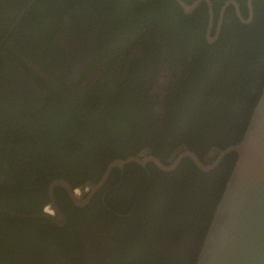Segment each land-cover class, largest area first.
I'll return each instance as SVG.
<instances>
[{"label": "trees", "instance_id": "16d2710c", "mask_svg": "<svg viewBox=\"0 0 264 264\" xmlns=\"http://www.w3.org/2000/svg\"><path fill=\"white\" fill-rule=\"evenodd\" d=\"M69 1L42 0V5L63 8ZM184 1L190 4L195 0ZM211 1L219 11L228 0ZM238 1L246 3V0ZM110 2L113 1L72 0L58 14L47 10L48 15H61L63 27L50 33L42 28V61L63 48L59 37L73 31L66 28L68 21L92 24L94 34L98 35L96 45H99L96 48L99 55L92 65L98 68L106 65V80L100 79L84 98L66 95L63 109L73 107L81 117L74 121L70 118L72 112L64 111L59 116L61 120L58 117L42 126V133L12 123L0 114L2 192L12 187L15 190L19 186L31 187L41 174L42 179L46 176L67 179L74 187L87 185V181L78 180L85 177L83 173L69 166L71 160L75 168H85L95 165L100 156L105 162L129 151L133 157L152 154L168 164L186 146L203 163L210 164L218 151L242 141L264 89V27L257 26L254 38H248L247 32L241 33L242 27L237 26L234 34L229 30L233 27L228 26L220 40L209 46L202 29L208 23L205 3L193 16H187L174 0H131L128 5H121L128 7L132 18L138 14L133 4L147 6V12H152L148 24L141 23L122 34L120 23L115 20L109 31H102L103 17L110 13ZM258 3L255 6L254 0L256 11L260 9ZM40 12L36 10L35 15ZM100 13L102 19L95 23L93 17ZM155 27L160 40H156L157 30L150 38ZM2 30L0 44L8 34V30ZM15 42L11 36L4 49L10 52L13 46L21 51ZM17 60L23 66L19 57ZM29 72L35 74L31 69ZM43 86L52 96L61 99L62 91L57 93L42 83ZM63 91L71 93L69 88ZM107 140L116 152H110L108 157L97 155ZM64 148H73L79 154L70 156ZM236 160V153L228 154L209 173L199 170L188 158L172 173L149 164L152 178L144 176L148 179L143 182L134 178L117 188L111 197L108 195L106 201L113 211L129 214L132 209L127 205L128 199L120 200L119 195L126 197L130 187H134L132 183L137 185L139 204L129 217H118L114 222V231L120 232H113L121 239L113 243L121 249L111 252L112 264H196ZM115 202L127 205L125 210L114 207ZM5 221L0 222V264H14L16 255L10 245L20 240L27 244L28 229L19 224L32 222ZM101 222H106V217H101ZM56 236L52 238L51 234L44 233L56 251H62ZM42 264L52 263L46 259Z\"/></svg>", "mask_w": 264, "mask_h": 264}, {"label": "flooded vegetation", "instance_id": "af4514ba", "mask_svg": "<svg viewBox=\"0 0 264 264\" xmlns=\"http://www.w3.org/2000/svg\"><path fill=\"white\" fill-rule=\"evenodd\" d=\"M71 1L66 2V7L70 5ZM109 1L113 2L109 3L110 13L103 17L102 31H109L112 21L116 20L120 23L121 30L119 33L125 34L127 30H131L134 26L144 24L152 19V12H147V6L145 5L140 7V4H133L132 6L136 5L138 14L136 15L137 18H132L131 15H128V7L121 5L123 3L128 5L131 0ZM174 1L177 7L182 9L187 16H193L203 3L206 4L208 23L202 29L204 30L205 42L209 46L220 40L223 30L228 26L233 27L232 30L230 28L229 30L234 34L237 26L242 27L241 33L247 32L248 38H254V31L257 26L264 27V0H255V6L259 2V8L263 9L262 12H260V9L259 11L255 10L254 0H246L245 4L234 0L239 5L241 16H239L236 7L233 5H229L222 16V9L231 0L226 1L219 11L211 1L213 4V18L206 2H202L193 13L188 14L177 0ZM192 3L187 4L191 5ZM59 4H64V2L59 1ZM66 7L58 8L57 6L42 5V0H0V29H3L2 32L8 30V34L0 44V114L12 123L38 129L40 133H42V126L56 120L64 111H71L70 118L74 121L76 117L79 119L81 114L77 109L67 106L63 109L62 102L66 99L64 97L69 95L70 98H73L74 95L71 94H75L84 98L100 79L106 80V65L99 68L92 65L99 55L96 54V48L99 46L96 45L98 35L94 34L93 29L95 28L92 24H81L75 20L68 21L66 28L68 27L73 31L70 35L59 37L58 41L63 45V48L53 51L48 59L42 61V53L40 52L42 50V28L47 31L46 33H50L57 31L59 26L63 27L60 21L61 15H48L47 10H53L58 14L61 11L60 9ZM36 10L37 12L41 11L38 16L35 15ZM27 16L29 17L27 18ZM94 16V22L99 23L102 19V13ZM235 21H238V23L234 24ZM211 22L212 26H210ZM63 24L65 25V22ZM243 27L246 28L243 29ZM155 30H157V33H155L156 40H160L158 39L157 27L151 31L150 38L154 35ZM11 36L15 38V43L21 48V51L15 50L13 46V50H10V52L4 49L5 43ZM209 36L217 38L211 41ZM17 57L22 60L23 66L18 63ZM30 69L35 74H30ZM42 83L47 87H51L57 93L62 91V94H60L61 99L59 100L48 93L44 86L42 87ZM64 88H69L71 93L64 92ZM99 117L101 118V116ZM59 119L61 120L60 117ZM181 148L187 149L186 146ZM64 149H66L64 152L70 156H78L77 154H79L73 148L70 150L68 148ZM112 151L116 152V149L113 147L112 142L107 140L102 145L101 152L96 154L108 157ZM142 156L156 157L152 154ZM130 157L133 156L130 155L129 151L118 153L105 162L102 161L100 156L95 165L92 164L85 168H75L73 166L75 162L73 160L68 161L71 168L76 169L85 176L78 180L81 183L88 182L87 185L78 187H74L72 181L64 178L55 179L46 176L45 179H42V174L41 177L36 178L37 182L31 187L19 186L16 190L12 187L2 192L3 187L0 183V210L28 216V218H24L0 211V222L2 220L6 222L5 219L10 224L15 220L17 222L19 220L32 222L31 224H19V226L28 229L25 232V235L30 237L27 244L20 240L21 242L14 241L13 245H10L16 255L14 264H26V262L42 264L46 259L52 264H112L109 260L111 252L121 249L119 244L113 243L121 239L120 235L114 233L120 232L114 231V222L118 217H129L139 204L136 198L137 185L135 182L132 183L134 187H130L131 192L126 197L119 195L120 200L123 198L128 199L127 205L132 209L129 214L113 211L106 201L107 196L110 195L111 197L117 188L126 185L134 178L139 179V182L148 179L144 176L152 178L153 171L148 168V165L153 163L140 165L131 162L123 167H114L108 172L109 167L114 162L126 160ZM111 159L113 160L111 161ZM131 164H136L142 169L137 170L134 165L130 166ZM94 172L95 176L93 175ZM126 176L129 178L128 181H126ZM0 181L2 182L1 179ZM56 181H64L66 184L53 187V183ZM76 189L80 191L79 197L75 194ZM127 205L122 206V202H115L114 207L121 206V211H124ZM48 207L55 212L54 217L58 219L59 215L55 210V207H57L59 213L65 216V222L60 224L51 220L48 217L50 215L48 214ZM3 215H7L8 218ZM110 215L112 219H110ZM101 217H106V222L102 223ZM42 221L44 222L43 226ZM109 221L112 223H108ZM62 229H65V231L62 232ZM68 232L71 235L66 237L64 234ZM44 233L51 234L52 238L57 237V234L60 240L59 247L62 248V251H56L50 239H45Z\"/></svg>", "mask_w": 264, "mask_h": 264}, {"label": "water", "instance_id": "95a60500", "mask_svg": "<svg viewBox=\"0 0 264 264\" xmlns=\"http://www.w3.org/2000/svg\"><path fill=\"white\" fill-rule=\"evenodd\" d=\"M177 1L188 14L193 13L202 2H206L213 18L211 0H196L191 5L183 0ZM229 5L235 6L241 16L239 5L234 0L226 3L222 9V16ZM250 8L252 10L251 1ZM209 38L213 41L217 37ZM231 153L237 154V160L214 212L196 264H264V89L242 141L218 151L217 158L212 163H203L195 152L182 149L168 164L154 156L130 157L114 162L108 172L114 167H123L131 162L140 165L153 163L164 172H172L185 158L191 159L201 171L210 172ZM61 184L66 182L56 181L53 187ZM55 210L60 219L52 215L48 217L60 224L64 223L65 216L59 213L57 207ZM0 211L28 218L6 210Z\"/></svg>", "mask_w": 264, "mask_h": 264}, {"label": "built area", "instance_id": "2783aa9c", "mask_svg": "<svg viewBox=\"0 0 264 264\" xmlns=\"http://www.w3.org/2000/svg\"><path fill=\"white\" fill-rule=\"evenodd\" d=\"M79 192H80L79 189L75 190L77 196H79ZM47 210L49 214L54 215V211L51 208L48 207Z\"/></svg>", "mask_w": 264, "mask_h": 264}, {"label": "clouds", "instance_id": "9594fccd", "mask_svg": "<svg viewBox=\"0 0 264 264\" xmlns=\"http://www.w3.org/2000/svg\"><path fill=\"white\" fill-rule=\"evenodd\" d=\"M76 194V193H75ZM79 197V196H78ZM49 214V213H48ZM51 215V214H50ZM54 215H55V212H54ZM54 215H52V216H54Z\"/></svg>", "mask_w": 264, "mask_h": 264}, {"label": "rangeland", "instance_id": "374dc122", "mask_svg": "<svg viewBox=\"0 0 264 264\" xmlns=\"http://www.w3.org/2000/svg\"><path fill=\"white\" fill-rule=\"evenodd\" d=\"M19 63V62H18ZM20 64V63H19Z\"/></svg>", "mask_w": 264, "mask_h": 264}]
</instances>
